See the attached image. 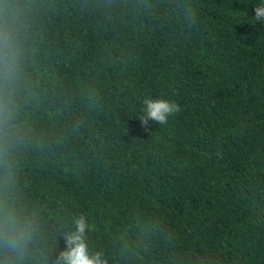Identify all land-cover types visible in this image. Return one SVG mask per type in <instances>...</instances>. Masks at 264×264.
I'll return each mask as SVG.
<instances>
[{"label":"trees","instance_id":"obj_1","mask_svg":"<svg viewBox=\"0 0 264 264\" xmlns=\"http://www.w3.org/2000/svg\"><path fill=\"white\" fill-rule=\"evenodd\" d=\"M22 3L24 264L81 214L107 264H264V0ZM145 97L180 111L143 125Z\"/></svg>","mask_w":264,"mask_h":264},{"label":"clouds","instance_id":"obj_2","mask_svg":"<svg viewBox=\"0 0 264 264\" xmlns=\"http://www.w3.org/2000/svg\"><path fill=\"white\" fill-rule=\"evenodd\" d=\"M256 21H264V3L254 6ZM28 9L22 0H0V264H24L38 231L36 218L18 206L15 152L22 142L19 124L24 89L25 32ZM141 122L164 125L180 111L166 99L145 97ZM73 229L63 234L65 248L50 264H107L101 252L92 253L87 243L89 224L81 214Z\"/></svg>","mask_w":264,"mask_h":264}]
</instances>
